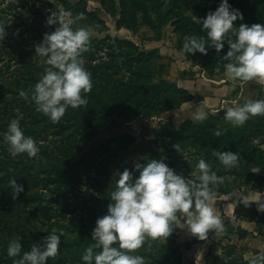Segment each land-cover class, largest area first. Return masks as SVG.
<instances>
[{"label":"rangeland","instance_id":"374dc122","mask_svg":"<svg viewBox=\"0 0 264 264\" xmlns=\"http://www.w3.org/2000/svg\"><path fill=\"white\" fill-rule=\"evenodd\" d=\"M255 1L254 5L258 9L250 4L246 6L245 3L239 8L243 12V19L234 21L236 27L245 22H263L258 12L264 0ZM234 2L239 5V0ZM61 6L72 11L74 28L83 26L75 19L81 9L88 13L95 12L99 16L103 21L100 26L103 30L93 29L92 39L118 37L134 42L145 52L155 51L153 66L160 72L156 78L161 77L179 88L187 89L194 97L193 100L212 93H225L229 100L227 106H233V101L243 103L247 99L264 98V84H259L256 79L235 85L230 82L219 85L226 70L214 75L208 74L199 64L198 58L186 54L178 42L179 33L172 25L164 27L163 38L156 40L154 31L148 26L137 30L118 26L119 15H111L100 0H0V24L5 25L7 32L3 41H0V264H14V260L19 258V255H8V244L15 239L16 223L7 222H13L21 216L31 220L30 224L36 227L34 235L27 231L19 233L23 239L30 238L32 242L42 243V237L47 236L48 232L64 229L60 246H67L65 249L68 255L78 254L86 244L95 243L92 237L87 239L86 236V230L95 227L96 221L89 222L90 207L84 203L83 196L87 194L88 197V191L94 190L98 186L97 180L102 179L106 181V191L111 193L116 187L117 170L123 171L127 166L131 168L135 163H144L146 150H154L157 154L153 158L164 159L169 166L189 178H195L191 173L203 157L211 165V170L224 177L218 183L219 186L215 187L216 194L210 201L223 221L232 217L226 213L230 210L227 203H235L244 198L255 183L264 189V167L259 173L250 170L257 164L264 166V113L250 116L243 125H233L224 117L225 107L208 114L203 121L195 119V116L189 118L196 125L205 123L206 128H186L180 132L179 137L174 138L168 134L160 139L159 134L165 124L171 123L173 128L180 130L185 120L183 112L173 109L151 118L141 115L131 119L116 118L104 128L93 131L87 127L78 128L73 119L76 114H72L70 106L57 122L38 111L31 93L46 65L40 63L36 44L42 41L45 32L55 29L56 25L47 23V16L52 10L58 11ZM187 14L193 16V11L189 10ZM83 57L85 67L90 72L93 67L97 68L98 61L89 63L85 55ZM221 58L225 63L230 60L228 57ZM94 76L92 74V80ZM21 89L29 95H20ZM91 92L93 89L85 94ZM14 117H20L25 134L36 139L40 149L37 156L32 157L27 153L13 156L9 152L2 134ZM217 129L221 130L220 135L216 134ZM231 133L235 136L234 140L229 139ZM68 141L76 146L77 154L71 158L76 167L94 159L98 149L105 145L101 154L110 165V178L102 174V169H88L82 173L84 178L80 181L78 196H73L71 191L63 195L55 190L54 182L46 186L43 180L48 174L39 165L47 163L51 151L59 153L62 148H66L62 144ZM231 141L233 145L230 146ZM231 148L240 154V164L229 168L219 160L216 153ZM194 152L200 153L201 157L197 158ZM14 178L24 185V190L15 199L10 187V181ZM107 211L108 206L98 217ZM226 234L209 230L207 237L201 239L198 236V242L190 244L195 234L186 225L176 226L166 238L148 236L143 245L134 251L145 257V264H250L252 258L264 253V235L238 239L235 234ZM219 242L235 244L237 250L228 249L224 256ZM217 256L223 257L222 260H215ZM54 260V257H49L47 262Z\"/></svg>","mask_w":264,"mask_h":264},{"label":"clouds","instance_id":"9594fccd","mask_svg":"<svg viewBox=\"0 0 264 264\" xmlns=\"http://www.w3.org/2000/svg\"><path fill=\"white\" fill-rule=\"evenodd\" d=\"M200 18L207 37L218 52L225 47V40L230 46L225 54L230 58L225 65L229 77L240 81H264V22H245L236 27L234 21L242 20L243 12L229 0H220L218 7ZM47 23L56 27L45 32L42 41L36 44L40 63L46 67L34 85L31 98L38 111L57 122L69 106L76 108L88 103V97L82 93L91 91L93 80L82 53L89 47L92 29L90 26L74 28L73 13L63 6L50 12ZM230 31L235 33L234 39L226 38ZM6 35L5 25L0 24V41ZM183 49L191 53L209 50L206 38L196 35L184 37ZM20 95L27 97L29 94L21 89ZM232 104L226 107L224 117L233 125H243L250 116L264 113V98L247 99L243 103L233 101ZM206 118L204 110L195 113L197 120ZM220 132V129L216 130L217 135ZM2 135L13 156L27 153L35 157L40 151L36 139L22 129L20 117L12 118ZM216 155L226 167L240 164V154L236 151L223 150ZM134 167L139 170L138 176H134L129 168L117 170L116 187L111 192L108 211L97 218L92 231L95 243L82 254L87 264H145V257L134 250L140 248L148 236L166 238L176 226L186 225L201 239L208 236L210 229L223 230L222 217L217 215L210 201L216 194L215 187L224 177L211 170L203 157L191 173L195 178L177 172L164 159L152 158L146 163H135ZM262 167L257 164L250 170L259 173ZM10 187L14 199L24 190V185L16 178L10 181ZM242 202L248 205L250 201L242 198ZM258 207L264 210V203ZM61 234L64 229L48 232L42 237V243L33 242L30 250L23 251L22 255H19L23 248L21 238L12 239L8 244V255H19L14 264H47L48 258L55 257L60 251ZM250 264H264V253L252 258Z\"/></svg>","mask_w":264,"mask_h":264},{"label":"trees","instance_id":"16d2710c","mask_svg":"<svg viewBox=\"0 0 264 264\" xmlns=\"http://www.w3.org/2000/svg\"><path fill=\"white\" fill-rule=\"evenodd\" d=\"M100 1L111 15H119L118 26H125L134 30L142 26H148L154 31L156 35L154 39L156 40L163 38L164 27L168 25L174 26L175 31L179 33L178 42L182 48L186 35L205 37L206 47L209 49L207 53L197 50L195 53L186 51V54L191 56V58H198L199 64L210 75H214L219 71L224 72L227 63L223 62L224 60L221 57H226L225 54L229 49V45L225 40V47L218 52L215 46L211 44V38L207 37V30L203 29L200 18L206 16L209 10H214L218 7L220 0ZM229 2L234 4L236 8H242L245 3L246 6L250 4L253 8L258 9L254 5L256 3L255 0H239V5H236L234 0H229ZM261 4L262 7L259 9L258 16L262 17L264 22V1ZM189 10L193 11V16L187 14ZM75 19L82 23L83 26H90L92 30H103L100 27L103 21L95 12L88 13L81 9ZM226 38L234 39L235 33L230 31ZM153 54H155V51L145 52L140 46L130 40L112 36L101 40L91 38L89 47L83 52V55H85V59L89 63L98 61L97 68L93 67L91 71V74H95L93 92L89 94L82 93L88 97L86 105L76 108L69 107L72 114H76L73 119L76 120L78 128L86 129L87 127L93 131H98L110 124L112 119H131L140 115L151 118L169 110L179 109L184 103L192 101L194 97L189 94L187 89L179 88L176 84H172L161 77L156 78L160 75V72L153 66L155 59ZM78 113L80 116H78ZM206 127L205 123L196 125L189 119L182 123L180 130H176L171 123H168L162 127L159 138L162 139L164 135L168 134L175 138L179 137L180 132L186 128L193 130ZM229 139H235L233 133L230 134ZM229 144L230 146L233 145V141ZM62 147L66 148H62L59 153L51 151L47 163L39 165L48 174L43 180L47 183L46 186L54 182L55 190L63 195L71 191L73 196H78L81 186L80 181H83L84 178L82 173L88 169L91 168L94 171L102 169V174L110 178V165L108 160L106 161V159L102 158L101 154L102 149L106 147L105 145L101 146L97 152L94 151L96 152L94 159L88 160L85 165L78 167L74 166L75 163L71 161L72 156L77 154L75 152L76 146L68 141L64 142ZM231 150L233 149L231 148ZM145 154L147 157L143 160L144 163L152 159L157 153L154 150H146ZM193 155L197 158L201 157L198 152H194ZM127 167L133 171L134 176L139 175V170L135 169V167ZM104 182L106 181L103 179L102 181L97 180L98 186H95L94 190L88 191V197L87 194L83 196L84 203L90 207L88 214L90 223L96 221L98 215L111 202V193L106 191ZM252 188L264 191L263 187L257 183ZM258 205V203L253 201L245 205L240 200L235 206L233 216L223 221L224 228L220 231L227 234H235L238 239H245L256 234L264 235V213L260 212ZM22 211L25 212V210ZM241 221L254 223V232L244 229L240 224ZM7 223H16L15 238H21L23 244L19 255H22L23 251L30 250L33 242L30 238L23 239L19 233L22 231H27L30 235L36 233V227L30 224L31 220L21 216L19 219ZM28 224L30 226L26 230V225ZM93 228L86 230L87 239L92 237ZM213 231L217 232V230L210 229V232ZM190 242V244L198 242V235H193ZM89 245L86 244L78 254L73 253L71 255H68L65 249L67 246H60L59 253L54 257L55 260L51 263L47 262V264H86L87 262L82 259V254ZM219 245L223 250L224 256L228 249L237 250V245L235 244L227 245L224 242H219ZM222 258L217 256L215 260H222Z\"/></svg>","mask_w":264,"mask_h":264},{"label":"crops","instance_id":"0c3cea01","mask_svg":"<svg viewBox=\"0 0 264 264\" xmlns=\"http://www.w3.org/2000/svg\"><path fill=\"white\" fill-rule=\"evenodd\" d=\"M256 81L259 82V84H264V81H261L259 79H256ZM228 82L235 85V84H238L242 81H240L239 79L229 77L227 75V73L225 72L224 78L222 80H220V82H218V84L224 85ZM231 87H233V86L231 85ZM222 89H224V87H222ZM202 102H203V104L201 105ZM228 102H229V100H228L227 94H225V93H212V94H208L202 98H195L194 100L190 101L189 103L184 104L181 109H177V111L183 112L182 114L184 115V119H185V120L183 119L184 120V121H182V123H183L186 120H188L191 116H195V113L199 110L206 111L207 115H208V114L213 113L214 111H219L221 109H224L225 107H227ZM243 199H245L247 201H253V202H256L258 204L264 203V191H260L258 189H251V190L247 191V193ZM239 201L240 200L236 201L235 203H227V206L230 207V210L228 212H226L228 214V216H233L235 206L237 205V203ZM260 212L264 213V210L260 209ZM240 224L244 229H247L250 232H254V229H255L254 223H250L247 221H241ZM248 224H250V226H246Z\"/></svg>","mask_w":264,"mask_h":264}]
</instances>
